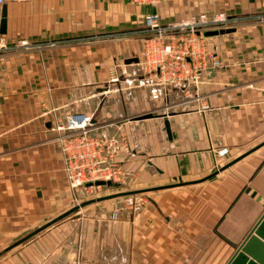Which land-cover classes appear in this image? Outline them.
<instances>
[{"label": "crops", "instance_id": "obj_1", "mask_svg": "<svg viewBox=\"0 0 264 264\" xmlns=\"http://www.w3.org/2000/svg\"><path fill=\"white\" fill-rule=\"evenodd\" d=\"M201 12L240 20L209 45L220 67L197 87L151 100L133 80L143 16L165 23ZM261 14L264 0L0 5V252L72 208L53 130L69 113L91 114L93 133L122 134L123 190L149 202L123 207L118 220L106 206H84L0 264H228L264 211V23L250 19ZM113 73L119 84L109 83ZM222 147L229 152L219 157Z\"/></svg>", "mask_w": 264, "mask_h": 264}, {"label": "built area", "instance_id": "obj_2", "mask_svg": "<svg viewBox=\"0 0 264 264\" xmlns=\"http://www.w3.org/2000/svg\"><path fill=\"white\" fill-rule=\"evenodd\" d=\"M7 1L21 0H0V5ZM128 1L136 5H156L165 0ZM143 21L147 37L137 61L142 73L133 80L136 86L148 91L151 100L164 101L170 90L197 87L204 76L220 67L204 32L232 27L235 20L223 12H201L165 23L157 13H147ZM121 80L120 75L113 73L109 83L119 84ZM207 109L209 105L205 104L201 110ZM93 129L92 115L83 112L68 114L53 128L58 134L66 180L73 189L100 187L97 184L100 181L122 183L124 171L119 157L129 150L127 140L122 134L119 137L96 134ZM228 152L227 147H222L215 153L223 157ZM137 199L126 195V206L132 209L141 206V203L137 205L141 199ZM117 212L112 213L113 219Z\"/></svg>", "mask_w": 264, "mask_h": 264}, {"label": "water", "instance_id": "obj_3", "mask_svg": "<svg viewBox=\"0 0 264 264\" xmlns=\"http://www.w3.org/2000/svg\"><path fill=\"white\" fill-rule=\"evenodd\" d=\"M6 28V21L4 18L1 19L0 22V32L4 33ZM234 31V28H227V29H220V30H211V31H206L204 32V36L206 37H211V36H217L223 33H229ZM152 117L151 113H146L140 116V118H149ZM165 129L167 132L168 137H170V128H169V123L168 120L164 121ZM251 151V150H250ZM249 153V152H248ZM98 185H104L106 184L103 181L97 182ZM249 190H247L248 192ZM138 191H126V192H121V193H116L114 195H109L106 197H100L97 199H103V198H109V197H116V196H124V195H129L132 193H135ZM252 196L255 195V193L251 194ZM258 200L261 199L260 196L257 197ZM96 199H91L82 202L79 205H76L69 209L68 211L62 213L59 215L57 218L51 220L50 222L44 224L43 226L33 230L30 232L28 235L20 238L17 240L15 243L11 244L6 248V250L11 249L12 247L20 244L33 234L41 231L42 229L46 228L53 222H55L58 219L63 218L64 216L68 215L69 213L79 209L80 207L87 205L89 203L94 202ZM264 204V200H263ZM228 264H264V211L257 220V222L254 224V226L251 228V230L248 232V234L245 236L243 241L237 246L231 260L228 262Z\"/></svg>", "mask_w": 264, "mask_h": 264}, {"label": "rangeland", "instance_id": "obj_4", "mask_svg": "<svg viewBox=\"0 0 264 264\" xmlns=\"http://www.w3.org/2000/svg\"><path fill=\"white\" fill-rule=\"evenodd\" d=\"M232 18H234L235 21H234L233 26L232 27H229V28H234L235 29L240 24V20H238V18H235V17H232ZM250 19H254L255 22L264 23V14L257 15L254 18H250ZM142 21H143V18H142ZM122 36H123V34H120V36L119 37L117 36L116 38L120 39ZM212 41H214L217 45H220L222 43L221 35L209 37V39H208L209 45H210V43H212ZM125 84H126V82H125ZM72 113H75V112H72ZM86 114H89V113H86ZM100 134H105V133H100ZM106 135H110V134H106ZM122 182H125V183H123L122 186H121L122 183H109V182H107L104 185H100V187H94L92 189H85V188H76V189H73V188H71L68 185L69 188H70V196H71V201L69 202V206L70 207H74L76 205L81 204L84 201L91 200V199H96L94 202L89 203L87 205L106 206L105 207L106 210L110 208V210H109L110 212L108 214L109 215L108 219L109 220H118V219L121 218V215L122 214L120 212L122 211V208L123 207H126V203H125V196L126 195H124V196L120 195V196H116V197H109V198H103V199H97V198L106 197V196H109V195H114L116 193L126 192L127 190H123V189L126 188L125 186L126 185L128 186L129 184H126L128 182L127 181H124V177L122 179ZM129 195L136 196L138 198L137 200L141 199L140 202H137V205H139L140 203L142 205H145V204L149 203L148 202V197H146V195H144V193H137V192H135V193H132V194H129ZM87 205H84V206H87ZM84 206H82L80 208H83ZM138 208L139 207H137V209ZM79 209H77V210H79ZM114 211H116V212L118 211L117 212L118 214H117L116 219H113L112 218V213ZM74 214L75 213H71V214L69 213L66 217H69L70 218V217L74 216ZM26 235H23V236L19 237L18 239L14 240L11 244H13L14 242H16L17 240H19L20 238H22V237H24ZM34 235L30 236L29 238H27L26 240H24L20 244H18L15 247L11 248L9 251H4L5 248H7L8 246H10L11 244L7 245L0 252V255L1 254H5L7 252H15L16 250H19L21 252H23L24 250L26 251L27 246H28L27 244H28V242H30L31 238Z\"/></svg>", "mask_w": 264, "mask_h": 264}]
</instances>
